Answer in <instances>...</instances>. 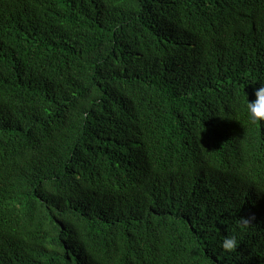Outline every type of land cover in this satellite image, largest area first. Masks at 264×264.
<instances>
[{
	"label": "trees",
	"instance_id": "trees-1",
	"mask_svg": "<svg viewBox=\"0 0 264 264\" xmlns=\"http://www.w3.org/2000/svg\"><path fill=\"white\" fill-rule=\"evenodd\" d=\"M260 84L264 0H0V264H264Z\"/></svg>",
	"mask_w": 264,
	"mask_h": 264
},
{
	"label": "clouds",
	"instance_id": "clouds-1",
	"mask_svg": "<svg viewBox=\"0 0 264 264\" xmlns=\"http://www.w3.org/2000/svg\"><path fill=\"white\" fill-rule=\"evenodd\" d=\"M255 90V100L249 102L247 100L246 111L248 113L249 122L252 124L264 122V84ZM254 218H240V224L247 229ZM240 246V239L237 235H226L220 243V248L225 253H234Z\"/></svg>",
	"mask_w": 264,
	"mask_h": 264
}]
</instances>
